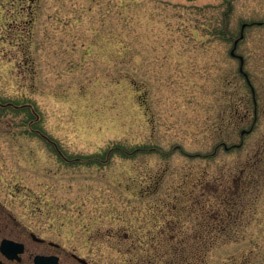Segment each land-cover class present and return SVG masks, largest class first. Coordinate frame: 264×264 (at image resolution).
I'll return each mask as SVG.
<instances>
[{
    "label": "rangeland",
    "instance_id": "rangeland-1",
    "mask_svg": "<svg viewBox=\"0 0 264 264\" xmlns=\"http://www.w3.org/2000/svg\"><path fill=\"white\" fill-rule=\"evenodd\" d=\"M258 153L264 0H0V241L25 245L3 264H264ZM244 165L236 239L200 252L191 182Z\"/></svg>",
    "mask_w": 264,
    "mask_h": 264
},
{
    "label": "trees",
    "instance_id": "trees-1",
    "mask_svg": "<svg viewBox=\"0 0 264 264\" xmlns=\"http://www.w3.org/2000/svg\"><path fill=\"white\" fill-rule=\"evenodd\" d=\"M143 150L142 146L126 149L124 146L116 144L108 147V152L110 153L117 151L125 156L129 155V157H134L143 152ZM165 153L162 152V154ZM100 155L96 153L86 156V160L83 161L89 162L90 160L94 163L103 164L105 159L102 160ZM78 157L76 156L71 160L75 159L76 162H81ZM263 157V154L262 156L260 153L257 154L258 160L263 159ZM253 167L244 165L243 168H240L237 175L219 174L212 177L201 175L191 182L187 199L189 198L193 203H196H192L190 206L191 210H187L188 215L191 214L192 210L196 211L198 209L200 214L204 216V220L197 223L196 231L191 235L192 241H194L192 245H195L196 249L198 247L200 252L211 250L221 239H236V236L231 234L237 233L239 210H243L245 203L248 202L249 187L251 185L249 177ZM185 209L186 207H184ZM224 234H229L227 239L223 238ZM183 251H185V248L182 249ZM188 255L181 254L180 256L187 257Z\"/></svg>",
    "mask_w": 264,
    "mask_h": 264
},
{
    "label": "water",
    "instance_id": "water-1",
    "mask_svg": "<svg viewBox=\"0 0 264 264\" xmlns=\"http://www.w3.org/2000/svg\"><path fill=\"white\" fill-rule=\"evenodd\" d=\"M245 24H243L242 27H244ZM243 34H241L240 38H242ZM238 40H235V45ZM235 47V46H234ZM231 53L234 54V48L231 50ZM241 60L240 70L242 71V63H243V57L238 56ZM247 77L246 73H244ZM243 133V131H242ZM31 238L34 241L42 242L43 239L35 235L34 233H30ZM50 244H53L50 242ZM24 251V243L15 241L13 239L9 238H2L0 241V252L1 254L9 260H21L20 254ZM73 257L78 260L79 262L85 263L86 260L80 256H77L76 254H73ZM34 264H63L59 262V257L55 254H36L33 257ZM0 264H3V260L0 259Z\"/></svg>",
    "mask_w": 264,
    "mask_h": 264
},
{
    "label": "flooded vegetation",
    "instance_id": "flooded-vegetation-1",
    "mask_svg": "<svg viewBox=\"0 0 264 264\" xmlns=\"http://www.w3.org/2000/svg\"><path fill=\"white\" fill-rule=\"evenodd\" d=\"M44 242V241H43ZM50 243V242H49ZM51 245H55V246H58L56 245L55 243L51 244ZM73 257V256H72ZM74 258V257H73ZM80 264H88V262L86 261L85 263H82V262H79Z\"/></svg>",
    "mask_w": 264,
    "mask_h": 264
}]
</instances>
